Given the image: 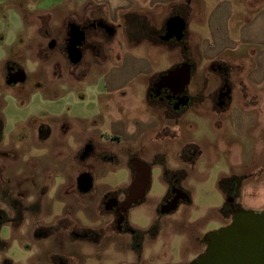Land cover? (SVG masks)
<instances>
[{
  "label": "rangeland",
  "instance_id": "1",
  "mask_svg": "<svg viewBox=\"0 0 264 264\" xmlns=\"http://www.w3.org/2000/svg\"><path fill=\"white\" fill-rule=\"evenodd\" d=\"M78 2L0 0V211L7 220L0 227L6 244L0 264L190 263L204 252L207 234L231 220L224 206L230 208L225 195L232 193L221 190L220 180L251 174L264 183V133L257 128L239 132L233 117L212 114L209 101L192 106L198 125L190 133L183 125L176 133L159 104L149 101L146 78L107 91L104 77L115 72V49L120 56L131 27H114L118 33L110 36L102 25L109 32L111 26L97 17L101 7ZM82 31L88 45L80 62ZM67 37L74 52L70 48L68 53ZM70 52L77 59L70 60ZM248 68L229 67L227 93L236 95L233 107L241 108L245 99L238 100V94H259L262 99L254 103L249 98L246 106L264 113V87L248 82L243 89L235 82L247 77ZM206 72H196L192 88L198 95L206 92ZM216 83L209 86L212 91ZM166 113L175 114L170 108ZM150 121L159 128L147 131L143 126ZM131 158L151 168L141 202L125 214L129 227L143 238L138 253L129 242L135 233H117L106 208L110 191L121 193L120 199L127 196ZM174 179L186 197L166 211L164 198ZM238 191L235 186L233 195ZM259 197L264 202L263 194Z\"/></svg>",
  "mask_w": 264,
  "mask_h": 264
},
{
  "label": "crops",
  "instance_id": "2",
  "mask_svg": "<svg viewBox=\"0 0 264 264\" xmlns=\"http://www.w3.org/2000/svg\"><path fill=\"white\" fill-rule=\"evenodd\" d=\"M83 7H101L97 17L108 23L114 36L117 28L123 25L131 27V39L127 41L124 49L115 58L112 71L115 72L108 78L104 77L107 91H120L133 81L140 79L149 80L148 98H151L152 83L165 77L170 71L185 66L189 71L190 82L186 87L193 101L159 105V111L167 120L173 122L176 133L180 132L181 125L184 132L190 133L198 123L190 113L194 103L211 102L212 114H223L234 118V125L239 132H246L250 128H257L258 134L264 133V113L261 108L249 109V98L256 100L262 96L238 94L244 101V107H233L235 96L218 93L225 76H230L229 67L239 66L248 68L245 78L240 75L235 82L246 87V84L264 87V0H78ZM180 19L184 23L183 36L168 37L167 24L171 19ZM108 19V21H107ZM126 22V24H125ZM109 26V27H110ZM114 27H117L114 32ZM140 28L148 32L145 36H135L134 29ZM118 33V32H117ZM119 47V46H118ZM137 50V51H136ZM143 51L142 54L139 51ZM150 55L146 56L147 54ZM153 58L156 63L153 62ZM160 57V58H159ZM161 58L164 62H161ZM70 59V58H69ZM102 61V59H100ZM105 63V62H102ZM99 63L98 65L102 64ZM158 65L156 69L155 66ZM205 69L209 78H205V93L198 95L192 87L197 84L196 72ZM120 71V72H119ZM214 75L215 78H214ZM215 79V80H213ZM239 80H243L239 83ZM217 84L215 91L209 86ZM230 81V80H229ZM233 82V80H232ZM113 87V90L112 88ZM110 88V89H109ZM210 91V94L209 92ZM227 96H229L227 98ZM247 99L249 101H247ZM256 99V100H255ZM172 109L174 115L168 116L167 109ZM233 108V110H231ZM209 111L200 113L209 119ZM199 115V114H198ZM201 116V115H199ZM182 120V121H181ZM210 122L211 119H210ZM147 131L159 128L155 121L147 122L144 126ZM183 129V128H182ZM164 133H169L165 130ZM177 135V134H176ZM175 135V139H176ZM233 176H237L233 174ZM251 174H238L241 179L237 202L248 209L264 211V183L258 182ZM244 181V182H243Z\"/></svg>",
  "mask_w": 264,
  "mask_h": 264
},
{
  "label": "water",
  "instance_id": "3",
  "mask_svg": "<svg viewBox=\"0 0 264 264\" xmlns=\"http://www.w3.org/2000/svg\"><path fill=\"white\" fill-rule=\"evenodd\" d=\"M166 28L168 37L181 39L183 36L184 23L180 19H171ZM170 75L180 78L179 93H184L190 82L188 69L180 67L170 71L165 77ZM147 182L148 186V175ZM145 191L146 188L138 194H131L126 207L137 204ZM176 207L177 204L164 210L170 211ZM205 242L206 249L195 264H264V211L237 207L229 223L208 233Z\"/></svg>",
  "mask_w": 264,
  "mask_h": 264
},
{
  "label": "flooded vegetation",
  "instance_id": "4",
  "mask_svg": "<svg viewBox=\"0 0 264 264\" xmlns=\"http://www.w3.org/2000/svg\"><path fill=\"white\" fill-rule=\"evenodd\" d=\"M102 27L107 31V33L109 32L107 29V27H108L107 25H102ZM69 33H68V36H69ZM76 34L80 35V33H76ZM82 36H83V41L81 42V45H79L80 46L79 48L81 49L82 56L80 54L78 56V58H79L78 61H80V62H82V60L84 58V52L87 49V45H88V40H87L86 34L84 36L83 31H82ZM70 41H71V38L67 37V41L65 43L68 46V47H66L68 49V53H69L70 48H72V50H73V47L71 46ZM73 52H74V50H73ZM73 52H70V56H68V57L75 60L77 57L74 56ZM78 53H79V51H78ZM75 63H77V62H75ZM11 80L15 81L16 78L12 77ZM179 80H180V78L176 77L174 75H170L168 77H161V78L156 79L152 83V86L150 88L152 101L154 103H158L159 105L166 104L167 101L172 103V106H174L175 104H177L179 102L180 103L186 102V104L189 105L191 103V101H193L192 96L187 92L186 88H185L184 93H179V90H180ZM229 85H230L229 78H228V76H225L223 79L222 86L218 90V93L223 92V93L228 94L227 91H229ZM229 96L231 97L230 94H229ZM229 96H227V98ZM198 97H199V95H197L195 97V99H197ZM3 131H4V120L0 115V145L2 144V141H3ZM30 131L32 132V129H30ZM129 164H130L129 169L132 173V181H131L130 187H128V189H127L128 190L127 196L125 195V193H123V196L125 195L124 196L125 201H124V199L119 198L122 195L121 193L116 194V193H113V191H110L109 193L107 192L108 195H106L107 197L108 196L110 197L106 201V206H107L106 208L108 209V211H110L112 217L115 219L114 224H115V231L117 233H125L127 231H132L133 233H135V231H133L129 227L125 214H126L127 209L129 207L136 205V204H133L129 207H126V202H127V199L130 197L131 194H134V193L138 194L139 192H141V190H143L144 188L147 189L149 186V184L147 186V183H148L147 182V175H148V180H149L151 168L139 159L136 160V159L131 158V162ZM177 179H174L172 182L169 181V184H168L169 190H168L167 195L164 198V203H163L164 208L171 207V206H174L176 204L178 205V203H180V201L186 197ZM82 185L86 186L87 184L83 183ZM82 190H83V187H82ZM231 193H232L231 195H225V196H227L226 200H227V204L230 208H228L227 206H224V207H227L228 209H230L232 211V214H233V211L237 207H240V204L237 202V195L234 196L232 190H231ZM233 196L236 198V200ZM141 200L138 203H140ZM232 214L230 216L231 218H232ZM4 219L5 218L3 217V215L0 211V227L2 224L7 222V220H4ZM38 239H41V238H38ZM129 242H131V248H132L133 252L138 253V251H141L143 249L144 245H143V238H141V235H139V234L137 235V233H135L134 238L130 239ZM204 243H205V249H206L207 244H206V242H204ZM202 253H200L199 256ZM199 256H196L193 261H191L190 263H187V264H195V261Z\"/></svg>",
  "mask_w": 264,
  "mask_h": 264
},
{
  "label": "trees",
  "instance_id": "5",
  "mask_svg": "<svg viewBox=\"0 0 264 264\" xmlns=\"http://www.w3.org/2000/svg\"><path fill=\"white\" fill-rule=\"evenodd\" d=\"M241 179L238 176H228L220 180L219 186L224 193L233 190L235 186L240 187ZM229 185V186H228ZM230 212V213H229ZM224 213L230 217L232 212L227 207H224ZM6 244L0 239V249L5 248Z\"/></svg>",
  "mask_w": 264,
  "mask_h": 264
}]
</instances>
